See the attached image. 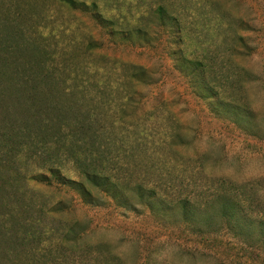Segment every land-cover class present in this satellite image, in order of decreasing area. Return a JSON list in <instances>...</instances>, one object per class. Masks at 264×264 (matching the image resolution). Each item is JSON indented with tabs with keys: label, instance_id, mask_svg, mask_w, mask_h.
<instances>
[{
	"label": "trees",
	"instance_id": "trees-1",
	"mask_svg": "<svg viewBox=\"0 0 264 264\" xmlns=\"http://www.w3.org/2000/svg\"><path fill=\"white\" fill-rule=\"evenodd\" d=\"M56 1L88 15L110 39L161 44L213 115L259 136L264 104L255 105L249 93L247 60L235 58L246 53L243 22L224 2L146 0L129 22L116 0ZM12 6L13 0H0V30L8 31L0 34V264H129L113 242L91 237L89 218L73 215L74 195L85 205L147 213L209 245L222 231L264 241L261 192L225 174L209 149L194 145L195 134L168 98L149 102L144 87L159 77L150 67L112 56L121 64L118 79L111 67L101 87L86 85L51 67L48 52L32 38L38 54L22 56L31 43L18 41L26 34L19 13L9 16ZM94 41L87 38L89 55ZM186 254L169 257L160 247L140 264H190Z\"/></svg>",
	"mask_w": 264,
	"mask_h": 264
},
{
	"label": "rangeland",
	"instance_id": "rangeland-1",
	"mask_svg": "<svg viewBox=\"0 0 264 264\" xmlns=\"http://www.w3.org/2000/svg\"><path fill=\"white\" fill-rule=\"evenodd\" d=\"M116 1L121 8L120 16L125 15L129 22H134L137 8L146 0ZM13 2L15 6L9 9V16L13 18L16 12L19 13L15 16L20 24L19 28L24 36L26 34V37L18 41L26 40L31 43L27 45L28 51H22L23 57L37 53L39 50L35 46H43L48 52L46 59H49L51 67L65 72L64 74H77L79 80L87 83L86 85L88 82L92 83L94 87H101L100 81L107 77V70L111 67L114 70V80L120 76L117 73H121V64L112 62V56L147 65L156 77L159 76L153 85L144 87V92L150 98L149 102L155 97L168 98L173 111L190 127V133L195 134L194 145L201 150L209 149L214 162L221 164L225 174L253 182L254 188L257 187L264 197V109L260 115L259 136L246 133L233 122L219 118L208 110L205 101L191 92L185 78L174 69L161 44H130L118 40V35L110 39L108 33L88 15L61 6L56 0ZM220 2H224L232 14L243 22L244 46L241 48L245 47L246 53L235 58L245 57L247 60L245 78L250 86L249 93L255 96V105L263 106L260 98L264 96V0ZM7 7H3L2 12L7 13ZM1 29L0 34L8 32L5 27ZM90 36L97 44L91 50V55L85 51L87 38ZM31 38L37 45L32 44ZM13 41L15 40L6 39L7 43H15ZM100 54H107L109 59L104 61ZM67 173L77 178L70 168ZM30 185L34 189H45L35 182H30ZM57 192L56 188L49 190L52 194ZM73 201V215L90 219L91 237L113 242L116 251L129 264H140L143 261L142 255L160 247L166 248L169 257L186 251V255H192L190 264H264V241L259 243L252 239L241 240L236 235L222 231L218 239L209 245L194 234L179 231L180 228L161 226L147 213L135 214L112 203L104 207L85 205L75 195ZM137 248L139 252L136 253Z\"/></svg>",
	"mask_w": 264,
	"mask_h": 264
}]
</instances>
